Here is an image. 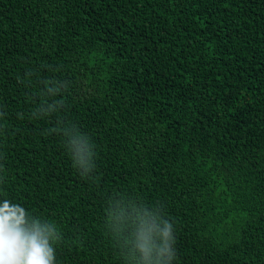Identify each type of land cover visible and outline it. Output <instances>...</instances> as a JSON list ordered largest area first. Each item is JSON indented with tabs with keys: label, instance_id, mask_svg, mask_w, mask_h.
Returning <instances> with one entry per match:
<instances>
[{
	"label": "trees",
	"instance_id": "obj_1",
	"mask_svg": "<svg viewBox=\"0 0 264 264\" xmlns=\"http://www.w3.org/2000/svg\"><path fill=\"white\" fill-rule=\"evenodd\" d=\"M5 199L55 264H134L146 213L170 264H264V0H0Z\"/></svg>",
	"mask_w": 264,
	"mask_h": 264
},
{
	"label": "clouds",
	"instance_id": "obj_2",
	"mask_svg": "<svg viewBox=\"0 0 264 264\" xmlns=\"http://www.w3.org/2000/svg\"><path fill=\"white\" fill-rule=\"evenodd\" d=\"M75 147L74 162L83 169L81 175L91 171L92 145L77 135L70 141ZM119 221L120 216L110 217ZM163 223L160 228L159 223ZM117 229L120 224H116ZM134 239L131 255L134 264H170L175 258L172 225L151 213L137 215L132 220ZM59 235L51 223H41L32 218L23 207L8 200L0 203V264H55V250L52 242Z\"/></svg>",
	"mask_w": 264,
	"mask_h": 264
}]
</instances>
